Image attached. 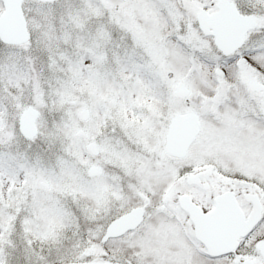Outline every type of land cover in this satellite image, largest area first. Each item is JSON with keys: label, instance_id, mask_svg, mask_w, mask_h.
Returning <instances> with one entry per match:
<instances>
[{"label": "snow or ice", "instance_id": "1", "mask_svg": "<svg viewBox=\"0 0 264 264\" xmlns=\"http://www.w3.org/2000/svg\"><path fill=\"white\" fill-rule=\"evenodd\" d=\"M0 264H264V0H0Z\"/></svg>", "mask_w": 264, "mask_h": 264}]
</instances>
